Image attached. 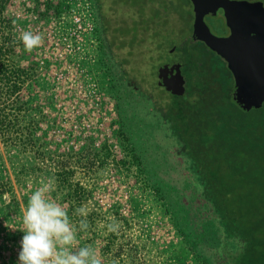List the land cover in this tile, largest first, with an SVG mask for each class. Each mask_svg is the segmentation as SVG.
Here are the masks:
<instances>
[{
  "label": "rangeland",
  "instance_id": "obj_1",
  "mask_svg": "<svg viewBox=\"0 0 264 264\" xmlns=\"http://www.w3.org/2000/svg\"><path fill=\"white\" fill-rule=\"evenodd\" d=\"M165 1L172 2L175 12L168 28L154 39L158 44L167 40L175 44L160 54L151 39L155 67L143 61L141 80L135 82L144 93L154 96L158 67L181 61L185 90L201 94V109H221L227 121L228 97L218 98V82L229 75L225 63L190 39L192 12L187 0ZM70 7H75L73 0H9L6 7L19 44L12 59L30 76L18 99L22 104L21 128L32 137L33 145L27 149L13 147L0 138V264H18L23 208L38 182L50 176L56 181L51 196L67 208L70 217L81 204L91 209L89 228L78 233V242L80 246L92 244L101 264H131V251L135 252L134 264H208L179 233L164 201L144 185L118 118L120 103L125 108L121 114L129 120L128 132L138 137L141 103L136 108L120 97L122 103L116 100L96 50L87 45L77 49L74 41H69L65 32H70ZM157 8L163 10L162 5ZM24 31L42 36L41 44L30 52L19 40ZM130 68L125 66L128 72ZM128 78L136 79L133 74ZM126 84L130 85L128 81ZM157 91L164 93L161 88ZM113 218L119 222V229L110 233L105 225ZM111 238L113 246L109 245Z\"/></svg>",
  "mask_w": 264,
  "mask_h": 264
},
{
  "label": "trees",
  "instance_id": "obj_2",
  "mask_svg": "<svg viewBox=\"0 0 264 264\" xmlns=\"http://www.w3.org/2000/svg\"><path fill=\"white\" fill-rule=\"evenodd\" d=\"M90 1L106 84L121 103L136 108L141 103L138 137L128 132L129 120L121 114L125 108L120 103L118 118L144 185L164 201L179 233L208 264H264V103L250 110L252 116L240 110L230 97L233 79L228 69V79L218 82V98L228 97L227 121L221 109L202 110L204 97L198 92L185 90L175 96L152 84L155 95L144 93L139 83L143 61L151 68L156 61L152 42L160 54L171 50V41L158 44L154 35L168 28L175 12L172 2ZM8 2L0 0V138L27 149L33 139L21 128L18 94L30 76L12 59L19 44L6 16ZM129 74L136 79L129 80ZM134 253L128 254L131 264Z\"/></svg>",
  "mask_w": 264,
  "mask_h": 264
},
{
  "label": "water",
  "instance_id": "obj_3",
  "mask_svg": "<svg viewBox=\"0 0 264 264\" xmlns=\"http://www.w3.org/2000/svg\"><path fill=\"white\" fill-rule=\"evenodd\" d=\"M194 15L192 40L202 41L227 66L233 86L230 97L242 111L259 109L264 103V8L259 3L226 0H188ZM222 8L231 30L228 38L212 36L203 23L205 14ZM228 9V15H227ZM172 42V46H174ZM181 61L167 62L156 71L158 85L171 95L185 92Z\"/></svg>",
  "mask_w": 264,
  "mask_h": 264
},
{
  "label": "clouds",
  "instance_id": "obj_4",
  "mask_svg": "<svg viewBox=\"0 0 264 264\" xmlns=\"http://www.w3.org/2000/svg\"><path fill=\"white\" fill-rule=\"evenodd\" d=\"M19 40L30 52L41 44L42 36L24 31ZM55 188L54 176L42 178L28 196L21 216L23 235L18 264H101L92 244L80 246L78 242V233L89 228L87 217L91 209L84 204L75 207L72 217L79 219L74 220L67 208L51 196ZM105 228L115 233L119 222L113 218Z\"/></svg>",
  "mask_w": 264,
  "mask_h": 264
},
{
  "label": "built area",
  "instance_id": "obj_5",
  "mask_svg": "<svg viewBox=\"0 0 264 264\" xmlns=\"http://www.w3.org/2000/svg\"><path fill=\"white\" fill-rule=\"evenodd\" d=\"M73 2L75 7L68 9L70 26L67 29L70 28V32H65V35L69 37V41H74L75 48L81 49L87 45L97 52L93 4L90 0H73Z\"/></svg>",
  "mask_w": 264,
  "mask_h": 264
},
{
  "label": "flooded vegetation",
  "instance_id": "obj_6",
  "mask_svg": "<svg viewBox=\"0 0 264 264\" xmlns=\"http://www.w3.org/2000/svg\"><path fill=\"white\" fill-rule=\"evenodd\" d=\"M226 1H230V2H246V3H250V4L259 3L264 8V3H263L264 1L263 0H226ZM190 9H191V12H192V24H191V35H192V26H193L194 15H193L191 4H190ZM225 13L226 12L222 8H217L214 11V13L205 14L203 16V23L205 24V26L209 30L210 34L212 36L216 37V38H220V39L228 38V36L231 33V30L228 27V19L226 18ZM227 15H228V9H227ZM190 39H191V37H190ZM195 41L200 43L201 45H203L207 50H209L211 53H213V54H215L217 56V54L215 52L211 51L208 47H206V45L202 41H198V40H195ZM225 66H226V63H225Z\"/></svg>",
  "mask_w": 264,
  "mask_h": 264
}]
</instances>
